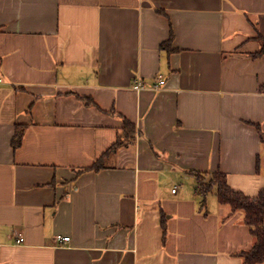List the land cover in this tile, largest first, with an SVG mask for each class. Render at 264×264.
I'll return each instance as SVG.
<instances>
[{
    "label": "crops",
    "instance_id": "1",
    "mask_svg": "<svg viewBox=\"0 0 264 264\" xmlns=\"http://www.w3.org/2000/svg\"><path fill=\"white\" fill-rule=\"evenodd\" d=\"M258 34L264 0H0V264H242L189 171L264 187Z\"/></svg>",
    "mask_w": 264,
    "mask_h": 264
},
{
    "label": "trees",
    "instance_id": "2",
    "mask_svg": "<svg viewBox=\"0 0 264 264\" xmlns=\"http://www.w3.org/2000/svg\"><path fill=\"white\" fill-rule=\"evenodd\" d=\"M259 42V48L252 56H260L264 54V37L255 36ZM170 38L161 44V48H169ZM87 105H92L90 98H83ZM94 105V104H93ZM113 112V111H112ZM123 120V134L118 136L117 140L111 146V149L126 143L128 139L134 137L135 126L126 118ZM260 139L264 142V133L258 128ZM23 128L16 129L13 136V147H17L22 139ZM123 137V138H121ZM102 168L101 157L95 160L90 166L83 170H99ZM196 180L195 192L205 198V196L214 191L217 200L222 205H228L232 212L241 211L243 214V222L248 226L254 243L249 251L240 252L242 264H256L264 262V187L254 197L247 196L240 191L231 188L227 181L225 173L220 170L214 172H201L198 170H190Z\"/></svg>",
    "mask_w": 264,
    "mask_h": 264
},
{
    "label": "built area",
    "instance_id": "3",
    "mask_svg": "<svg viewBox=\"0 0 264 264\" xmlns=\"http://www.w3.org/2000/svg\"><path fill=\"white\" fill-rule=\"evenodd\" d=\"M156 85L155 87L157 86H161L164 84L165 82V79L162 75H157L156 77ZM132 88L135 90V91H141V90H144L146 89V85L140 81H135L133 84H132ZM174 191V189H173ZM55 240L58 241V242H67L69 241V237L68 236H61V235H56L55 236ZM22 241V237L18 235V237L16 238V243H19Z\"/></svg>",
    "mask_w": 264,
    "mask_h": 264
}]
</instances>
